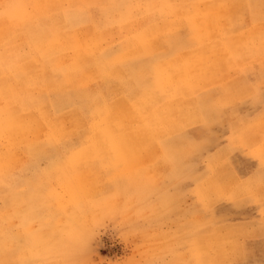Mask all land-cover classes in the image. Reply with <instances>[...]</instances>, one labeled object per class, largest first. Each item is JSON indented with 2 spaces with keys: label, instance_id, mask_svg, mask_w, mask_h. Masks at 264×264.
Masks as SVG:
<instances>
[{
  "label": "rangeland",
  "instance_id": "rangeland-1",
  "mask_svg": "<svg viewBox=\"0 0 264 264\" xmlns=\"http://www.w3.org/2000/svg\"><path fill=\"white\" fill-rule=\"evenodd\" d=\"M155 24L168 107L110 87ZM0 264H264V0H0Z\"/></svg>",
  "mask_w": 264,
  "mask_h": 264
},
{
  "label": "crops",
  "instance_id": "crops-1",
  "mask_svg": "<svg viewBox=\"0 0 264 264\" xmlns=\"http://www.w3.org/2000/svg\"><path fill=\"white\" fill-rule=\"evenodd\" d=\"M173 25L174 24H155V43L157 45V50L154 53L151 52V50L147 49V43L145 42V40L140 38V42L138 43V51L135 52L137 56L128 58V56L123 53L113 54V56L109 54L111 58H108V62H111V66L113 67V69L121 73V76H123V80L126 81V84L119 83L118 85L120 86L110 84V87L112 86V90H117L119 93H124L126 91L128 93L130 92L129 98L133 99H140V96H143L145 94L153 95L152 100L154 106H156L157 103H160V105L163 104L165 107H168V105L170 106L169 102L165 101L164 99L166 95L160 94V92L171 93L170 91L172 90V88L164 82L166 81L165 75L169 74L170 76H174L175 74H181L182 72H184L185 67L182 65L183 60L181 61V64H175V62L184 57V55H189L190 53L194 52L198 47L203 46L204 44V38L200 36L199 28L196 26V24H182L183 26H180L179 29L175 27L173 28ZM237 25L239 26V24ZM253 25L254 24H251V26ZM168 26H172L171 30H168ZM145 39L147 40V38ZM148 53L155 57V61L148 55ZM148 60H151L152 63L155 62V64H158L159 66L160 70L158 80L160 85L156 82L154 77H151V75L147 74L151 69ZM128 63L131 65L130 68L127 67ZM14 65L19 64L16 63ZM20 65L23 66V64ZM15 70H19V68L17 67L15 68ZM57 74L58 72H54L52 75ZM210 81L211 80L207 81L205 85H207ZM106 82L108 83V81ZM114 83L116 84V81H114ZM100 84H102V81ZM147 88H149V90L153 92H156L155 95L151 93L148 94L149 91L147 90ZM216 88L222 89L223 87L220 85L212 86L209 90L212 91ZM224 89L225 88H223V90ZM125 98H127V96ZM179 99L180 98H176V101H180ZM126 101L128 100L126 99ZM149 103L150 102H148L147 107H150ZM207 109L211 110L212 108L205 106V112L203 116L205 119L206 117H208L207 113L211 115V111L207 112ZM260 116L261 115L249 117V119L255 121ZM237 118L238 119L236 120V123L243 121V117L239 116Z\"/></svg>",
  "mask_w": 264,
  "mask_h": 264
},
{
  "label": "bare ground",
  "instance_id": "bare-ground-1",
  "mask_svg": "<svg viewBox=\"0 0 264 264\" xmlns=\"http://www.w3.org/2000/svg\"><path fill=\"white\" fill-rule=\"evenodd\" d=\"M96 12V11H95ZM96 14V13H95ZM140 16V15H139ZM226 16V15H225ZM86 28V27H85ZM80 30V29H79ZM85 32V31H84ZM82 34H84V33H82ZM122 35V34H121ZM127 35V34H126ZM128 36V35H127ZM16 39H19V38H16ZM97 39V38H96ZM87 41V40H86ZM21 42V41H20ZM98 42V41H97ZM14 43V42H13ZM94 45V44H93ZM15 47V46H14ZM18 47V46H17ZM25 47V46H24ZM13 48V47H12ZM27 48V47H26ZM12 50V49H11ZM32 50V49H31ZM12 51H14V50H12ZM16 52V51H15ZM6 54H7V52H6ZM31 55V54H30ZM30 58V57H29ZM190 58V57H189ZM12 82H13V80H12ZM215 82H213V83H211V84H209V85H212V84H214ZM19 85V84H18ZM204 85V84H203ZM208 85V86H209ZM20 86V85H19ZM13 87V86H12ZM112 87V86H111ZM26 88V87H25ZM120 89H122V88H120ZM15 90V89H14ZM17 90V89H16ZM25 91V90H24ZM114 91V90H113ZM117 91V90H116ZM17 92H19V91H17ZM119 93V92H118ZM122 93V92H121ZM141 97V96H140ZM158 104V103H157ZM31 108V107H30ZM50 110V109H49ZM35 113V112H34ZM20 114V113H19ZM21 115V114H20ZM33 115V114H32ZM38 118V117H37ZM23 119V118H22ZM56 121V120H55ZM74 121V120H73ZM32 127V126H31ZM25 128V127H24Z\"/></svg>",
  "mask_w": 264,
  "mask_h": 264
}]
</instances>
